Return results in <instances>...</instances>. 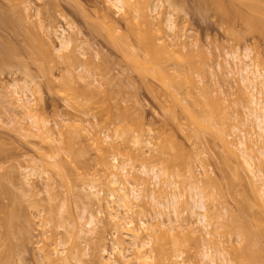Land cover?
<instances>
[{
  "label": "rangeland",
  "instance_id": "obj_1",
  "mask_svg": "<svg viewBox=\"0 0 264 264\" xmlns=\"http://www.w3.org/2000/svg\"><path fill=\"white\" fill-rule=\"evenodd\" d=\"M162 1L161 15L166 17L169 11H175L178 23L182 27L183 33L180 32L182 40L179 42L186 45L185 48L181 47L183 53L188 55L191 52L200 51L203 54L201 66L203 69L193 74V77L199 87L207 85V90L212 92L210 97H204L206 100L208 99L207 102H203L204 98L198 95L199 98L201 97L200 102L194 104V101L190 100L188 96L185 97L186 93L183 89L175 88H178L177 85L173 87L170 84L172 88H166V86H162L163 83L158 77V79L154 77L156 74L153 75L154 73L151 71L152 75L151 73H142L144 71L142 67L145 66L146 60L149 61V53L145 47L146 40L141 42L145 41L144 46L138 42V38L141 41L145 37L143 33L146 32L140 28L143 32L141 33V35L143 34L142 38H140L138 28H136L135 34L139 33L140 37L130 33V31L134 32L131 30L133 26H130L114 7L111 8L107 0H19V2L17 0L15 2L18 5L8 0H0V59L2 57L3 61L0 63V205H2L0 207L3 208V211H0V253L8 256L12 254L13 264H48L45 258L52 255L53 259L50 262L53 263L50 264H66L65 258L69 255L72 257L71 264H78V260L83 264H101L110 258L107 254L104 256L103 248H107V251L114 258L116 257L113 244L120 238H117L120 233H116V229L114 226L112 227L109 217L106 215L105 199L109 196V189L112 186L105 165L102 163L104 162V158L101 159L103 156L100 155L102 153H107L106 157L111 163H115L113 157L117 155L120 163L130 162L132 166H129V170L131 169L134 176L138 173V175L141 174V167L144 164L149 167L154 166L162 171L165 168L164 172H169L170 176L174 174L171 178L175 176L170 181L175 184L177 182L178 191L188 198L191 196L190 186L194 185V180L189 178L190 171L188 173L187 171L188 169L194 170L197 180L203 181L201 185L197 184V186L206 189L204 192L209 194L207 201L211 204L209 202L207 204L212 209L210 218L213 220L214 229L218 232H215L213 236V239L217 237V241H214L216 250L221 249L228 264H240L239 262L259 264V260H254L255 258L249 260V258L238 257L246 256V251L250 250L251 252L253 248L250 246V249H243L244 246L247 247L248 244L253 243L250 242L252 239L249 237L251 240L249 239V243L246 244V240L242 238L243 235H246L249 230L252 232L251 229L255 235L259 231L256 229L258 228L256 223L264 222V206L261 201L264 198L260 199L262 196L259 195L263 191L260 193L254 187L245 167L240 164L241 162L236 156L228 151L224 140L214 134L215 130L205 131L199 127L196 130L197 127H194L196 125L191 115L193 113L200 116L204 114V119L201 118L203 123L206 119L208 121L214 119L212 124L216 122L215 124L221 125L222 122H226L227 126H224L226 130H232L236 125L240 126L238 121L244 116L243 110L250 92L245 90L244 93V88L239 85L241 83L239 78L228 73L227 70L235 69L236 64L233 59L227 57V54L244 55L249 50L250 59H254L252 64L259 67L264 73V32L261 35L263 28L260 26H264L261 19H264V11L263 16L261 14L264 8L261 9V15L257 13L261 18L257 17L256 19L255 17L258 15L253 14L257 22L261 19L262 24L258 22L260 24L258 26L261 28L259 31L256 30L259 29L257 26L255 29L241 19L242 12L246 15L253 13L250 7L248 8V4L247 7L243 5L246 4L244 1L222 0L225 1L224 4L227 1L228 5H224L225 8L221 5L222 9L231 8L228 10L229 15L233 17L231 22L224 20L221 17L222 14L218 13L220 11L216 12L217 5L213 6L215 0H174V2L172 1L173 5L171 1ZM217 1L215 2L218 3ZM222 1L220 2L222 3ZM229 1H234V3L230 4ZM260 5L264 6L261 2ZM203 9L211 12L206 13L202 11ZM232 9L235 13H232ZM234 9L240 10V20L236 13L238 11ZM20 10L24 12L25 17L18 13L22 12ZM19 14L22 16L21 18ZM243 14L242 18L246 17V15L243 17ZM253 15H250V18H253ZM247 17L249 18L248 15ZM165 29L168 33L166 27ZM64 30L67 31V36L76 41L72 50L58 54L57 50L60 48L58 37ZM170 34L173 33L169 32L168 37ZM169 40L172 41L170 38ZM118 41L122 44H119ZM79 48H83L82 53ZM84 53L86 56H82ZM4 60L8 61L4 62ZM138 63L141 67L137 65ZM3 64L5 65L3 66ZM80 64L85 69L80 70ZM137 67H140L142 71H139ZM85 70L89 72L87 73ZM90 71L93 73L91 74ZM80 74L85 76L84 78L87 77L88 80L81 79L83 77L80 78ZM88 76H93L92 80ZM27 80L33 82L32 88L36 92L38 117L42 125H46V128L49 129L47 135L50 137L38 134L39 132L34 129L32 122L24 115L22 116L21 110L17 107L19 102L16 100L17 96L14 95L15 92L11 85L15 83L23 85ZM88 84L92 85L91 88ZM96 84L97 86H95ZM263 84L259 86L261 93L264 91ZM96 87L98 88L96 89ZM220 88L226 94V98L221 99L223 102L216 99L218 94L220 96ZM101 90L104 93L99 95ZM86 91L87 93H85ZM244 94H248V97H245ZM90 95H93V98ZM113 95L117 97H113ZM83 96L86 100L82 98ZM195 96L197 95L195 94ZM260 96L262 97V95ZM183 98L188 99L184 100ZM91 100H95V103ZM197 114L194 115L199 117ZM108 116H110L109 119ZM217 117L220 118L219 122ZM208 121L207 123H209ZM217 128L221 129L218 125ZM96 130L100 131H98L99 134L93 133L97 132ZM194 130L199 131L200 133L196 132L199 135L202 133L201 136L194 135ZM124 132L129 139L127 142L124 141L126 140ZM95 135L99 138L102 137L103 144L108 145V148L105 146L101 148L104 150L103 152L97 146L98 138ZM109 136L111 139H107ZM136 136L141 137L144 142L140 147L135 146L132 142ZM196 136L201 140L198 141ZM95 137L96 141H94ZM148 141L152 142V146L146 144ZM92 142L94 143L92 144ZM115 145L116 147H114ZM97 148L99 151L101 150V153L97 151ZM137 150H141L142 153L139 151L140 155H138ZM173 156L180 162L172 163L173 160L175 161L172 159ZM182 162L185 164L183 165ZM169 163L176 166L175 169ZM186 163L192 166L188 168ZM177 164L179 167L180 165L184 167L179 168ZM27 168H30V172L29 169L25 171ZM208 171L211 176L207 175ZM26 174L27 176H25ZM239 174L240 176H238ZM161 179L165 182L164 178ZM213 179H217L218 181H215L218 184L215 181L216 185L212 183ZM151 182L148 179V183ZM167 183L169 184V182H165V184ZM94 185L97 187V191H101L100 197L105 202L100 207L101 209L97 207L99 206L97 203L96 206L93 205L91 187ZM162 185L156 188L158 198H161V194L167 196L164 192L168 190L169 193L171 192V189H168L166 185L164 188H167L165 189L167 191L163 192ZM258 185L264 186V182L259 180ZM108 187L110 188L108 189ZM143 187L142 185L139 188ZM219 189L221 190L219 191ZM160 190H162L161 193H158ZM148 191L142 193L147 202L150 194ZM145 203L141 202V206L135 208V213L138 216L137 212H139V217H136L135 214L132 215L135 216L137 223L140 218H143L140 214L144 210L146 211H144L146 217L143 218L145 221H153V218L156 217L152 206L148 205L146 208ZM98 208L103 212L106 211L103 213L104 217L98 215L101 220L98 221L97 232L87 241L79 240L75 244L72 241L73 231L76 228L83 229L90 214H98L100 211ZM17 209L22 212V215L18 221L17 218L14 219V224L11 223L13 227H10L12 233L9 232V234L11 233L9 236L6 231H9L8 223L10 224L11 221L7 220L12 216L9 215L10 212L16 213ZM14 210L17 211L14 212ZM190 213H188L189 215L185 214V222L189 221L193 225L191 226L189 222L187 225L196 228L197 225L194 226V224H196L197 217L192 215L190 217ZM217 213L222 215L220 219ZM232 213H236V215H232ZM8 215L10 217L6 220ZM193 217L194 219H192ZM4 221L6 222L4 223ZM193 221L195 222L193 223ZM183 224V226H187L185 223ZM240 224L244 227L249 224L251 229H247L249 225L247 228L242 227L244 231L246 230L244 234L241 228L235 229ZM261 224L259 225L261 226ZM190 227L187 226V228ZM254 229L256 230L254 231ZM47 232L48 234H46ZM241 232L243 234H240ZM261 232L263 230L256 234L261 235ZM253 234L251 236L254 237ZM202 235L207 240L205 234L202 233ZM254 238L257 236L255 235ZM262 238L254 239L256 249L254 246L253 252L264 253ZM180 240L185 241L184 238H180ZM200 241L199 246L206 243ZM194 245L196 244L194 243L191 248V257L187 258L186 256L185 258L187 264L202 263L200 255H198L201 251L200 247V251H197L198 249L195 248L198 247ZM236 260L239 262L237 263ZM249 261L252 262L249 263ZM262 261L263 259L261 263Z\"/></svg>",
  "mask_w": 264,
  "mask_h": 264
},
{
  "label": "bare ground",
  "instance_id": "obj_2",
  "mask_svg": "<svg viewBox=\"0 0 264 264\" xmlns=\"http://www.w3.org/2000/svg\"><path fill=\"white\" fill-rule=\"evenodd\" d=\"M8 1L17 4L15 2L17 0H8ZM168 1H171V4L174 2V0H168ZM175 1H177V0H175ZM215 1H217V0H215ZM215 1L213 2L214 3L213 6L217 5V7H216L217 11L216 12L220 11L218 13L220 15L222 14L221 17H223L224 20H227V22H229V21L231 22V18H233V17H231V15H229V13H228V10L231 8L228 9V7H227L228 5L226 4L227 1L225 4H224L225 1L223 2L222 0H218L217 1L218 3H216ZM220 1H222V3ZM234 1H231V2L234 3ZM241 1L246 2V4L244 3L243 5L244 6L246 5V7H247V4H248L249 5L248 8L250 7V9H251V11H253V13L247 14L249 16V18H248L246 13L243 14V12H242L243 17L245 15L247 17V18L244 17L245 18L244 19V18H242V14H240L239 9H234V10H237L239 13L238 12H236V13L238 15L240 14L241 19L244 20L245 22H247V24L250 25L251 27H253V28L255 27V29H256L257 27L259 28L261 26V28H263L261 31L262 32L261 35H263L264 26H262L260 24H262V22H264V19L261 18V16L259 17V14L261 12V9L264 8L263 5H260V2H261V4H264V0L263 1L262 0L261 1L260 0H240V2ZM18 2H19V0H18ZM107 2H108V4L110 3L111 8L114 7L118 11V13L122 14V16L124 17V20L127 21V23L130 26L134 27V28L132 27V29H131L134 32L130 31V33H132V34L134 33V35H136L138 37L139 33H140V35H141V33H143L141 31V29H143V31L146 32V33H143V34H145V37H144L145 39L142 38L143 34L141 35V37L139 35V37L142 38V40L140 41L138 38V42H140V44L144 45L145 41L143 43H141V42L143 40H146L145 43H147V44H145L146 46L145 45L144 46L146 47V50L149 53L148 54L149 61L146 60L145 66L142 67L144 71L141 70V68H140L141 66L138 63L137 65L140 66V67H137V68H139V71L141 70L142 73H144V72L151 73L152 72V73H154L153 75L156 74V76H154V77H156V78L158 77L160 79V81L163 83L162 86H166V88H169V89L172 88V86L170 84H172L173 87L177 85L178 88L177 87H175V88L177 90L183 89L184 93H186L185 97L188 96L190 98V100L194 101V104L199 103L201 97H203V98L204 97H210V94L212 92L210 93L209 90H207V88H208L207 85H203L202 87L201 86L199 87L198 84L195 82L194 77H193V74H196L197 72H199L203 69V68H201L203 54L200 51L199 52L194 51V52H191L190 54H188L189 55L188 56L187 54H184L183 51L181 50V47L185 48L184 46H186V45L179 42L180 40H182L181 35L183 32H182V27L180 26V24L178 23V19L176 18L175 11H169L167 13L166 17H163L160 13V10L162 8V2H163L162 0L161 1L160 0H107ZM231 2H230V4H232ZM175 4H176V2H175ZM199 4H200V2H199ZM221 5H223L222 6L223 8H225L224 5H227L226 6L227 9H222V7H220ZM174 6H172V7H174ZM185 6H186V4H185ZM20 11H22V10H20ZM183 11H184V8H183ZM202 11H205L206 13L211 12V11H207L204 9ZM232 11H233V9H232ZM263 11H264V9L262 10L261 14L263 13ZM156 12H157V15H155ZM18 13H20L21 15L24 16L23 11L18 12ZM198 13H200V12H198ZM232 13H235V12L233 11ZM254 13L255 14L259 13V14H257L258 16H256ZM263 14H262V16H263ZM21 15H20V18L22 17ZM212 15H213V13H212ZM240 15L238 16V18L240 17ZM250 15H253V18L255 17L256 19H257V17L261 18L262 22L260 21L261 19L260 20L258 19L259 20L258 22L259 23L261 22L259 24L255 18L254 19L250 18ZM216 16H218V15H216ZM234 16H236V15L234 14ZM239 20H240V18H239ZM224 23H225V21H224ZM258 24L260 26H258ZM70 25H71V23H70ZM165 27L167 28L168 33L170 32V33H173L174 35L170 34L168 37V33H166ZM74 28H76L75 25H74ZM74 28H73V31H74ZM136 28H138L140 30V31L138 30V32H139V33L137 32L138 34H135V31H137ZM228 28H230L229 25H228ZM261 28L256 29V30L260 31ZM134 29H136V30H134ZM66 32H67L66 30L62 31L60 36L58 37L59 41H60V48L57 50L58 54H60L64 51L72 50L71 48H73L75 45L76 40L70 36H67ZM75 32L78 33L77 31H75ZM79 32H81V31H79ZM180 32H182L181 35H180ZM78 34H80V33H78ZM232 34H235V33H232ZM169 38L172 41H170ZM112 39L114 41V38H112ZM119 44H122V43L119 42ZM120 47H121V45H120ZM122 47H123V45H122ZM35 50H36V48H35ZM80 50L82 53L83 48L82 49L79 48V51ZM8 52H10V51H8ZM9 55H10V53H9ZM250 55L251 54L249 53V50H247L244 53V55L243 54L237 55L236 53L235 54H227V57L229 59H233L234 63L236 64L235 69L231 68V69L227 70L228 73L230 75L232 74L233 76H237L239 78V80L241 82V83H239V85L244 88V93H245V90L250 92L249 97L247 96L248 94H244L245 97H248L249 99L248 100L246 99L247 103H246V106L244 107L245 113L243 110V114H244V116H242L243 118L242 119L237 118V119H240L239 120L240 122L238 121V124L240 123V126L236 125L233 127L232 130L231 129L226 130V128L224 127V126H227L226 122H222V123L220 122L221 125L215 124L216 123L215 122L216 119H215V121H214L215 123L212 124V121L214 119L211 121H208V119H206L209 123H207V121L204 120V123L206 121V124H204L203 121L201 120V118L204 119V114L201 115L203 117H201L197 113H193L191 116L194 119V122H195L194 124L196 125L194 127L195 128L197 127L196 130H198V127H199V129L201 128L205 131H211L212 132L215 130V133L214 132L213 133L215 135L217 134L220 139L224 140V143L226 145L225 147H227L228 151L231 154H233L234 156H236V158L239 159V161L241 162V163L240 162L239 163L245 167L246 172L248 173V175H250V180H251L252 184L254 185V187L256 189H258V192H260V193L263 191L262 192L263 195L259 194L262 196V197H260V199H261V198H264V186H259L258 183H259V180L264 182V98H262V97H264V93H263L264 91L262 90L263 91L262 92L263 94H262L259 86H261V84L264 83V73L259 69V67L252 64V63H254V62H252L254 59L253 60L250 59ZM82 56H86V53H84ZM97 57H98V55H97ZM76 58H78V57L76 56ZM1 59H2V57H1ZM1 59H0V63L3 62ZM79 59H81V58H79ZM79 59H78V61H81ZM7 61L8 60H4V62H7ZM71 61H73V60H71ZM81 64H80V66H81L80 70L85 69V68H83L84 66H82ZM88 64L90 65V63H88ZM133 64H135V63H133ZM227 64H229V63H227ZM4 65L5 64H3V66ZM222 65L223 64L221 63L220 66L222 67ZM154 70L156 73L153 72ZM92 71H93V68H92ZM82 72H84V71L82 70ZM86 72L88 73L89 71H86ZM86 72H85V74H87ZM90 73H91V71H90ZM152 73H151V75H152ZM82 74L85 75L84 73H82ZM98 75H99V73H98ZM81 76L82 75L80 74V78H81ZM85 76H82L83 78H81V79H86L87 77L84 78ZM92 77L88 76V78H91L90 80H92ZM95 77H98V76H95ZM234 78H236V77H234ZM86 80H88V79H86ZM172 81H173V83H172ZM96 82L98 83V80ZM169 82H171V83H169ZM32 86H33V82L30 80H27L26 83H24L23 85H21L19 83H15V84L11 85V88L15 92L14 95L16 94V96H17L16 100H17V102H19L17 104L18 106L16 104L15 105L18 107V109L21 110L20 114H22V116L24 115V117L26 119H28L32 122L34 129H36L39 132L38 134H41L42 136L47 137L48 136L47 134H49V132H48L49 129L46 128V125H42V123L38 117V110H37L38 105L36 104L37 103L36 92L33 90ZM89 86L91 88L92 85H89ZM89 86H88V88H89ZM95 86H97V84ZM98 87H100V86H98ZM98 87H96V89ZM262 87H261V89H263ZM88 88H86V89L89 91ZM243 88H242V90H243ZM176 89H175V92H176ZM258 89L260 92L258 91ZM219 90H220L219 91L220 96L218 94L216 99H218L217 101L223 102L222 100H224L226 98L225 97L226 94H224V92L222 91V88H220ZM13 91H12V93H13ZM219 92H217V93H219ZM85 93H87V91ZM102 93H104V92H102V90H101L99 95H101ZM195 94L197 96H195ZM179 95H180V93H179ZM198 95L201 97L199 98ZM260 95H262V97ZM84 96L82 98L85 99L86 96L85 97ZM115 96L113 95V97H115ZM88 98H90V97H88ZM92 98H90V99H92ZM187 99H184V100H187ZM115 100H116V98H115ZM205 100L206 99L204 98L203 102L208 101V99L206 101ZM94 101L91 100V102H94ZM199 105H201V104H199ZM86 106H87V104H86ZM90 106H91V104H90ZM204 110H206V109L204 108ZM194 114L199 115L200 118ZM238 114H239V112H238ZM109 117L110 116H108V119H109ZM210 117H212V116H210ZM209 119H211V118H209ZM219 119L220 118H218V120H217L218 122H219ZM17 122H18V120H17ZM217 125L221 129L217 128ZM80 130H82V129L80 128ZM196 130H194V135H199L197 133H200V132L196 131ZM76 131H78V130H76ZM87 131H88V129H87ZM87 131H85L86 134H88ZM96 131L97 132H93V133L96 134V133H98L99 130H96ZM123 131L126 132V130H123ZM227 131L228 132L230 131V132L228 133ZM81 133H82V131H81ZM227 133H228V135H227ZM79 134H80V132H79ZM201 134L199 135V137L201 136ZM126 136H127V134L125 133V137ZM44 137H42V138H44ZM48 137H50V136H48ZM123 137H124V135H123ZM123 137H122V139H123ZM125 137H124V139H125ZM127 137H126V140H124L126 142L129 140V139H127ZM97 138H98V140H97ZM97 138L94 141L97 140V143H98L97 146L99 149L103 148V146H105V148L108 146V145L103 144L104 140H102L103 139L102 137H100V138L97 137ZM196 138L198 141L201 140L197 136H196ZM225 138H226V140H225ZM107 139H111L110 136L107 137ZM230 139H232V140H230ZM108 141H110V140H108ZM132 142L134 143L135 146H138V147H140V145L142 146V144L144 143L143 140L141 139V137H139V136H136L135 138H133ZM93 143L94 142H92V144ZM108 144L111 145L110 143H108ZM146 144L148 146H152V142L148 141ZM114 147H116V145ZM98 148H97V151H99ZM118 149H116V150H118ZM73 151H75V150H73ZM103 151L104 150H102V152ZM108 151L110 152V150H108ZM139 151H141V150H137V152H139ZM111 153H112V151H111ZM141 153H142V151H141ZM102 154H100L101 156H103L101 159L104 158L103 159L104 162H102V163L105 165V170L108 174V177L110 178V185L112 186L111 189H109L110 187H108V189L110 190V194L105 199L106 205L104 204V206L108 212V213L106 212V215H108V217H109V222L112 225V227L114 226V228L116 229V233H118V234L120 233V235L117 236V238L118 237H120V238H118V240L116 238L117 241L115 242V244H113L114 248L112 247L113 251L116 254V257L114 258V256L111 255L107 251V248H103L104 249L103 250L104 256H105V254H107L108 256H110V258H109V260H106V261L104 260V262L102 261L103 263H101V264H187L185 258H186V256H187V258H188V256L191 257V255H190V254H192L191 248H193L194 243L196 244L194 246L198 247V248H195V247L194 248L196 250L198 249L197 251L201 250L199 252L200 254H198V255H200V258H201V260H200V262H202L201 264H228V260L225 257V255L221 252V249H218L219 250L218 251V250H216L217 248H215L214 241H217L216 240L217 237H214L215 239H213V236H214L215 232H217V231H216V229H214L213 220L210 218L212 216V214H210V210H212V209H210L208 204H207V202H209V201H207L208 200L207 195H209V194H206L207 192L206 193L204 192L206 189L204 190V189H201L199 186H197V184L201 185V183H203V181L197 180V177L195 175L196 172L194 170L188 169V171H187V173L190 171L189 172L190 174H188L189 178H191V180H194V185L190 186L191 187L190 188L191 196L188 198V196H186L185 194H181L182 193L181 191L180 192L178 191L177 182L175 184V182L170 181L175 176L173 178H171L172 175H174V174H172L170 176L169 172H164L166 170L165 168H164V171H162V170H160L154 166L149 167V165L144 164L141 167L142 170L140 169L142 171V172H140L142 174V175L140 174L142 177L140 175H138L139 173L134 176L131 169L129 170V166L131 165L130 162L126 161L127 162L126 163L124 161V163H122V162L120 163L119 159L117 158V156H118L117 155V156L113 157V160L115 163H111V162H109V158L107 159V157H106L107 153H102ZM135 155H136V153H135ZM138 155H140V152ZM173 157H172V159H175V157L174 158ZM173 162L177 163V162H180V160L178 161V158H176L175 161L174 160L172 161V163ZM178 164H177V166L179 167ZM182 164L184 165L185 163L182 162ZM172 165L170 164V166H172ZM187 166H189V165L187 164ZM187 166H186V168H187ZM191 166H189L188 168H190ZM172 167H174V165ZM175 167H174V169H175ZM180 167H182V165H180ZM28 169L30 172V168H27L25 171H27ZM168 169H169V167L167 168V171H168ZM170 170H171V167H170ZM185 172H186V170H185ZM209 173H210V171H208L207 175H209ZM104 175L106 177V174H104ZM25 176H27V174ZM209 176H211V175H209ZM209 176H207V177H209ZM235 176L237 177V175H235ZM238 176H240V174ZM143 177L146 179H144ZM161 178H164L165 182H169V184L168 183L165 184V182H163V179H161ZM239 178H241V177H239ZM148 179H149V182L152 181L151 182L152 184L148 183ZM215 180L218 181L217 179H213L212 183H214ZM216 181H215V183H216ZM161 184H163L162 188H164L165 187L164 185H166L168 189H171L170 193L168 192L169 190L168 191L165 190L167 188L163 189V192H164V190L168 192V193L164 192L167 194V196H165V194H164L165 197L162 196V194H161V198H164L163 199L164 201L160 197L158 198V195H156V193H157L156 188H157V186H160ZM216 184H218V183H216ZM142 185L144 186L142 188L143 190L139 188ZM262 185H263V183H262ZM149 188H151V189H149ZM148 190H150V191H148ZM220 190L221 189H219V191ZM146 191H148V193H150V194L152 193L151 195L149 194V196H148V199H149L148 202L146 200H144L145 197H144V195H142V193L146 192ZM161 191L162 190H160L158 193H161ZM91 192H92L91 197L94 199L93 205H95L97 203V205H99L97 207L100 208L101 206H103L102 204H103L104 200H102L103 198L100 197V195H102L101 191H99V190L97 191V187L94 185L91 187ZM209 197H212V196H209ZM261 201H262V204L264 206V199H261ZM141 202H143V203L146 202L145 207L148 205L152 206V210L155 212V215H156V217L153 218V221H151V220L145 221V219H143L146 217L145 216L146 213H144L145 210L142 211L143 213L140 211L142 213L140 215L143 218H140L139 219L140 221H138V223H137V220L134 218L135 216H132L133 214L136 215L135 208L138 206H141V204H140ZM0 206L2 207V205H0ZM1 207H0V211L1 210L3 211V208H1ZM17 210H14V212H16ZM11 211H13V210H11ZM105 211L104 212L102 210H100L99 212L97 211L98 212L97 215H93L92 212H91L92 214L89 213L90 217L88 218L84 228L83 229L76 228L73 231L72 241L75 244H77L79 242V240L87 241L91 236H93L97 232L98 221L101 220V219H99L98 215L101 217H104L103 213H105ZM18 212H19V210H18ZM18 212H16V213L10 212L11 214H9V215H12V216L10 217L8 215L6 218V220H7L8 217H10V219H8L7 221H9V222L11 221L10 224L8 223L9 227L7 226L9 231H6V232H8L9 236L12 233V229L10 231V227H13L11 225L14 224V222H15L14 219L17 218V221H18L22 215V212H19V214L21 213L20 215L18 214ZM188 213H190V217H192V216L197 217V219L195 218L197 221H196V224H194V226L197 225L198 227L196 226V228L195 227L191 228L190 227L191 223L189 221H187V223L189 222L190 225L189 224L187 225V223L185 222L186 220L184 219V216H185V214H188ZM16 214L19 215V218H18V215L16 216ZM137 214H138V216L136 215V217H139V212H137ZM217 214H215V215H217ZM0 215H1V213H0ZM215 215H214V217H215ZM218 215L217 216L220 219V217L222 215H220V214H218ZM232 215H236V213H232ZM192 219H194V217ZM5 222L6 221H4V223ZM194 222L195 221H193V223ZM247 222H249V221H247ZM259 222L260 223H258V222L256 223V225L258 227L256 229H257V231L259 230L256 233H260V230H263V232H264V229H263V227H264L263 223L264 222L263 221H259ZM11 223H13V224H11ZM183 223H185L190 228H187V226L186 227L183 226L184 225ZM236 224L237 223H235L234 225H236ZM250 224H251V222H250ZM259 224H261L262 227ZM238 225H239V223H238ZM248 225L246 224L245 227L247 228ZM240 226H236L235 229L241 228V231L243 230L242 232L244 233L246 231V230L244 231V228H245L244 225L242 226L240 224ZM251 226H253V225H251ZM242 227H244V228L242 229ZM260 227H261V229H260ZM8 229H6V230H8ZM247 229L248 230L251 229L250 225ZM256 229H254V231ZM251 231L253 232L252 229H251ZM9 232H11V233L9 234ZM242 232L240 234H243ZM249 232H250V230H249ZM249 232L248 231H247V233L245 232L246 235H243V237L241 235V237L244 240H246L245 241L246 244L249 243L248 240L250 238L252 239V240L250 239L251 243L255 242L254 239L256 240L258 238V240H259L260 237L262 238V236H263L262 239L264 240V233L263 232H261L262 233L261 235L260 234L257 235L255 233L257 238H254L255 237V235L253 234L254 232L253 233L250 232V234H249ZM70 233H71V231H70ZM202 233L205 234V236L207 237V240H206V238L203 237ZM251 233L254 235V237L251 236L252 235ZM46 234H48V232ZM247 234L250 236H248ZM197 235H198V237H196ZM259 235H260V237H259ZM247 237H248V239H247ZM180 238H184L185 241L180 240ZM200 239H201V241L206 242L202 246L201 245L199 246ZM256 242H258V241H256ZM259 242H261V241H259ZM252 244H250V245L248 244V246H247L248 248L246 246H244V248H243L244 250H245V248L250 249L249 247L251 246V248L253 247L251 252H250V250H248L249 252L246 251L247 253H245V251L242 249L243 253H245V255L247 257L240 254L241 257H238V258H241V259L242 258H244V259L249 258V260H252L251 258H255L254 260L258 259L260 261L259 262L257 260L259 264L261 263V260L263 259L262 263H264V253L262 254V252L258 253L256 251H255L256 253L253 252V250L256 249V245H255V243L253 245ZM263 245H264V243H263ZM254 246H255V249H254ZM258 246H259V244H258ZM199 247H200V250H199ZM201 248H203V249H201ZM233 249H234V247H233ZM240 249H241V247H240ZM113 251H112V253L114 254ZM257 251H259V250L257 249ZM130 253H132V254H130ZM63 254H64V252H63ZM261 254H262V256H260ZM2 255L0 253V258H1L0 264H13L12 254H10L9 256L5 255V254H2ZM102 255H100V256H102ZM52 256H48V258L47 257L45 258V259H47L46 262L48 264L53 263V262H50L51 259H53V258H51ZM3 257H4V259L2 261ZM71 260H72V257L69 255L65 258V263L71 264ZM254 260H253V262H254ZM238 262L239 261H237V263ZM250 262H252V261H249V263ZM54 263H55V261H54ZM239 263L242 264V262H239ZM243 263H246V262L243 261ZM78 264H83V262L78 260ZM197 264H200V263H197ZM251 264H253V263H251ZM254 264H256V263H254Z\"/></svg>",
  "mask_w": 264,
  "mask_h": 264
}]
</instances>
